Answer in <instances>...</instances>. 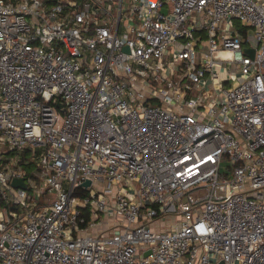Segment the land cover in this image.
<instances>
[{"label":"built area","instance_id":"obj_1","mask_svg":"<svg viewBox=\"0 0 264 264\" xmlns=\"http://www.w3.org/2000/svg\"><path fill=\"white\" fill-rule=\"evenodd\" d=\"M0 264H264V0H0Z\"/></svg>","mask_w":264,"mask_h":264},{"label":"rangeland","instance_id":"obj_2","mask_svg":"<svg viewBox=\"0 0 264 264\" xmlns=\"http://www.w3.org/2000/svg\"><path fill=\"white\" fill-rule=\"evenodd\" d=\"M7 149V146H3L2 147V152L4 151V150H6ZM4 156H6V154H4ZM31 193L33 194V196H34V199L36 198V199H38L39 198V200H40V202H42L43 201V199L45 198V197H47V196H53L55 193L54 192H49V194L47 195V196H43V197H40L39 196V193H38V190H35V191H33V190H31ZM38 197V198H37ZM174 218H173V216H168L167 217V226H165V224H163V227H162V230H167V229H169V226L171 227V225L172 224H174ZM166 227H168V228H166Z\"/></svg>","mask_w":264,"mask_h":264},{"label":"water","instance_id":"obj_3","mask_svg":"<svg viewBox=\"0 0 264 264\" xmlns=\"http://www.w3.org/2000/svg\"><path fill=\"white\" fill-rule=\"evenodd\" d=\"M247 52L253 54L254 53V50L253 49H247ZM59 106H61L62 104L61 103H58ZM91 183L90 180H87L84 184L85 185H89ZM13 184L14 185H21V186H25V183L23 182V180L21 179H14L13 180Z\"/></svg>","mask_w":264,"mask_h":264}]
</instances>
